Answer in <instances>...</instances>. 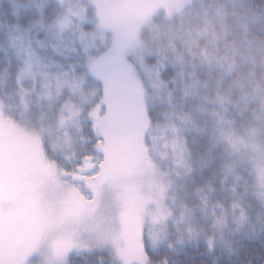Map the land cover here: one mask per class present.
<instances>
[{
  "label": "rangeland",
  "instance_id": "rangeland-1",
  "mask_svg": "<svg viewBox=\"0 0 264 264\" xmlns=\"http://www.w3.org/2000/svg\"><path fill=\"white\" fill-rule=\"evenodd\" d=\"M47 1L28 0L14 4L19 9L35 7L39 17L27 29L9 28L4 38L0 37V51L6 62L0 74V143L12 141L20 147V161L29 177L27 183L36 185V198L44 202V207L57 209L64 215L67 211L73 214L60 228L34 229L38 242L33 254L28 256L29 253L24 255L23 252L21 258L11 260L18 249H10V246L16 239L14 236L19 235L11 224L19 220L24 207L12 202L0 203V256L4 262L0 264H68L72 254L94 250L104 252L114 264H147L145 242L151 249L162 245L169 247V244L185 246L198 239L208 244L207 235L213 233L216 239L212 248L229 249L234 238L249 225L246 222L237 230L238 221L230 208L231 203L240 199L238 193L244 191L246 181L255 180L257 191L264 183V158L257 156L256 167L250 174L249 149L239 138L253 136L264 146V129L258 127V120L249 110L254 101L238 99L240 84L235 88L236 98L229 97L233 103H227L226 114L232 119L230 134L214 127L218 115L211 109L213 106L220 108L219 104L214 105L212 98L205 95L195 97L200 83L193 76L194 57L187 62L186 56L180 59L173 56L174 40L178 37L155 20L158 16L166 20L181 18L180 14L193 0L153 1L137 10L132 5L133 0H95L94 3L54 0L58 11L55 18L45 24L42 8ZM82 9L83 20L79 16ZM101 15L105 22L116 26L120 44L127 48L124 63L114 56L100 65V70L110 78L113 74L119 77V118L115 122L98 113L99 105L104 102L103 82L89 70L88 54L80 43L79 32L73 31L79 22L92 34L85 38L94 45L91 55L102 56L113 47L115 38L111 28L104 31L98 27ZM65 18L71 26L61 32L57 22ZM192 28L203 30L204 35L212 33L207 23ZM73 36L75 51L72 50ZM197 60L223 72L214 64ZM29 63L30 70L26 71ZM168 65L177 68L173 78L175 85H182L179 94L174 93V89L168 91V83L161 91L165 83L160 74ZM73 75L80 82L76 90L64 83L71 81ZM169 80L173 85V79ZM7 83L9 91L3 94ZM247 87L245 83L244 88ZM126 90L124 105L122 96L126 95ZM169 101L175 105L173 119L190 129L187 138L192 149L202 151L200 162L192 171L171 177L161 175L157 167L158 146L152 144L150 147L148 142L149 108ZM93 109L96 115L90 117ZM123 116L128 123L125 141L129 150H125L132 163L129 170L122 165L123 161L115 158L119 121ZM85 117L93 119L97 128L114 129L106 145L108 158L102 175H86L94 163L91 157H87L75 172H65L51 165L44 156V137L48 138L46 141L53 150L72 151L73 141L78 137L83 139ZM202 137L207 142L202 143ZM200 143L203 150L198 147ZM124 169L132 170V175L125 174ZM225 175L226 179L221 182L220 177ZM79 181L97 195L101 192L105 195L88 202L82 195ZM233 184L235 192L229 187ZM130 192L133 198L129 197ZM245 196L250 205L249 221L264 222V216L257 215L262 211L259 198L247 193ZM69 244L73 247L67 252ZM3 248L10 251L4 253ZM8 252L9 256H4Z\"/></svg>",
  "mask_w": 264,
  "mask_h": 264
},
{
  "label": "trees",
  "instance_id": "trees-1",
  "mask_svg": "<svg viewBox=\"0 0 264 264\" xmlns=\"http://www.w3.org/2000/svg\"><path fill=\"white\" fill-rule=\"evenodd\" d=\"M26 1L28 0H0L1 39L4 38V34L9 28L27 29L38 19L39 14L33 6H27L22 9L16 6L14 7V4ZM153 1L158 2L161 0H152L150 3ZM132 2L135 4L137 0H133ZM210 2L211 0H193L185 7L184 12L182 11L180 14L181 18L176 16L173 17V19L166 20L163 16H158L155 20L160 23L163 28L170 30L175 37H178L174 40V46H177L181 42L182 37H185L183 32L184 27H201L207 23L211 26V32L219 28L221 18L218 14H211V9H208ZM233 2L236 3L238 0H233ZM148 4L149 3H147V5ZM57 11L56 2L54 0H48L42 8L43 22L45 24L50 23L55 18ZM2 54L3 52L0 51V74L6 66V62L2 59ZM192 71L193 76L200 83V87L197 89V94L195 95L197 98L203 95L213 98L216 94L217 87L223 89L232 76L235 75L234 69L228 77H222L218 82L217 77L221 72L215 68L200 64L196 57H194L193 60ZM176 72L177 68L171 65L166 66L161 71L160 77L164 83H168L170 89L173 88L171 83H169V79L173 78ZM181 86L180 84L176 85L177 88H174V93L179 94ZM236 87H238L237 84L233 85L231 89L230 97L232 99L236 98L238 94L237 89H235ZM7 91H9V83L6 84L3 94H6ZM127 93L128 91L126 90V95H124L122 91L124 105L126 104ZM97 102L99 103V100H97ZM163 106L164 104L151 106L148 110L150 118L155 119ZM98 113H101L100 107ZM123 121L124 116L123 118L121 117L119 121V126H121L115 158L123 161L122 165L129 170L132 169V163L129 153L125 150L126 148L129 150V146L125 141L128 123L126 120ZM92 129L93 125L90 124L89 119L85 117L84 121H82L81 134L83 139L78 137L76 142L73 141L74 146L72 147H74V149L70 152H62L60 149L53 150L50 143L46 141L48 138L44 137L42 142L45 158L49 160L51 165H54L59 170L75 172L81 167L87 157H91V155L85 154H91V141L95 136ZM201 142L205 143L207 141L202 137ZM198 147L202 149L203 146L200 143ZM19 148L20 147L16 146V142L11 141L9 144L8 142L2 141V143H0V203L7 204L12 202L24 207L19 220L11 224L12 228L16 230L19 235L14 236L16 239L11 243L10 249L14 248L16 250V247H19L18 240H20V234L23 229H26L29 231L30 238L28 243L27 241L24 243L23 247L26 248L27 244L28 247H31V251L28 252V256H31L33 254V248L38 242L35 240L34 231L36 229H49L52 231L62 227L66 221L72 218L71 215L73 211L71 210V215L68 211L65 213L66 215H64V213L56 211L57 209L53 211L51 207H44V202H40V200L36 198L38 197L35 195L37 192L36 185H33V182H31L32 184L27 183L29 177L27 175L28 173L25 171L26 168L22 165L23 162L20 161L21 153ZM81 158L82 163L77 167L74 162ZM123 172L127 175L128 173L132 175V170L127 172L124 169ZM130 193L132 195L129 197L133 198L134 194L132 192ZM72 209L76 212L78 211L75 207H72ZM262 226H264V222L261 221L255 224L252 221L251 226L248 225L247 229L241 232V235L234 238L229 249L222 246H215L209 249L207 242L202 239L192 241V243L185 246H174L169 248L166 245H162L156 249L149 248V245L145 242V257L147 264H151V260H166L168 264H264V228H262ZM56 236L57 235L54 234V237ZM25 248H18L17 252L14 254V258L12 256L11 260L17 259V257L21 258ZM173 248L175 251H173ZM10 249L3 248V252L10 251ZM9 254L10 252L4 256H9ZM1 257L3 256H0V263L3 262ZM16 262L18 261L16 260ZM68 262V264H114L101 250H94L90 253L83 252L72 254L69 256ZM6 264L8 263L6 262Z\"/></svg>",
  "mask_w": 264,
  "mask_h": 264
},
{
  "label": "clouds",
  "instance_id": "clouds-1",
  "mask_svg": "<svg viewBox=\"0 0 264 264\" xmlns=\"http://www.w3.org/2000/svg\"><path fill=\"white\" fill-rule=\"evenodd\" d=\"M211 14H218L221 24L210 35H204L203 30L194 31L191 27H184V39L172 49V55L177 59L186 56L187 62L193 57L214 64L223 69L217 77L219 82L224 74H231L235 69V75L228 81L223 89L217 87L216 95L212 98L213 104H219L220 108L213 106L211 111L218 115L214 127L223 129L226 133L232 132V119L227 113V103H233L229 99L233 85L240 84L241 92L238 99H252L250 112L258 120V127L264 129V0H211L208 5ZM207 12V9H206ZM189 46H185V45ZM182 66V65H181ZM172 88L176 87L174 78ZM247 83L248 87L244 88ZM167 84L162 86L163 92ZM172 91V89H168ZM223 109V112H221ZM175 105L169 101L159 111L155 119H149L148 133L149 146H158L157 161L162 176L171 177L172 174L180 175L193 170L201 159V153L192 149L188 142L189 127L173 119ZM252 127H257L253 125ZM240 143L249 149L250 174L256 167L257 156L264 158V146H261L253 136L239 138ZM235 163V161H233ZM162 164V167L160 165ZM221 182L226 175L220 177ZM233 192L235 185H229ZM255 180L247 182L243 192L238 193L240 199L234 200L230 208L237 218V230L249 223V203L245 196H257L260 200L262 211L257 215L264 216V183L259 186ZM264 228V226H262ZM209 249L216 239L215 233L207 235ZM169 247H172L169 244ZM173 251L175 249L173 248ZM151 264H168L166 260H151Z\"/></svg>",
  "mask_w": 264,
  "mask_h": 264
},
{
  "label": "snow or ice",
  "instance_id": "snow-or-ice-1",
  "mask_svg": "<svg viewBox=\"0 0 264 264\" xmlns=\"http://www.w3.org/2000/svg\"><path fill=\"white\" fill-rule=\"evenodd\" d=\"M90 3H94L95 0H89ZM80 19L83 20L85 18L84 10L82 9L79 13ZM58 26L63 32L65 28H70V21L67 18L62 19L57 22ZM98 27L104 31H107L108 28L112 29L114 35V44L113 47L108 48V50L102 56H93L91 55L90 49L94 46L91 42H87L85 38L91 33H88L84 30L83 26L78 22L75 25L74 32L78 31L80 36V43L83 45V50L85 53L88 54V68L89 70L97 77L98 80L103 82V103L100 104V111L105 116L109 117L112 121H116L119 118V88L117 81L119 79L118 75L113 74L112 78L105 72L100 70V65L103 64L107 60H111L114 56L118 58L121 63H124V56L127 51L126 47L121 46L118 36V30L115 25L109 24L103 20L101 15V21ZM63 39V37H60ZM76 41L75 37L72 38V50H77L75 47ZM56 48V45H53ZM59 50V49H57ZM30 70V63L28 64L27 68L25 69ZM66 75V74H63ZM64 83H69V86L76 90L80 86L79 80L73 75L71 81L65 80ZM143 113V108L141 106V114ZM96 109H93L90 113V117H95ZM89 123L93 125V132L95 133L94 139L91 141L92 148L91 154L86 153L85 155H91L92 160L94 161L93 166L88 168L86 171V175L89 176H98L102 175L104 171V165L107 160V148L106 145L111 140L112 131L107 128H97L95 127V121L93 119H89ZM75 165L78 167L82 163V158L76 160ZM67 170V169H66ZM76 182V181H74ZM81 187L83 189L82 195L84 198L91 202L93 199L102 198L105 193L101 192L99 195L95 193L92 188H88L84 185L83 181H79ZM73 245L69 244L65 251L70 252L72 250ZM31 251V247H26L24 249V255H27L28 252Z\"/></svg>",
  "mask_w": 264,
  "mask_h": 264
},
{
  "label": "flooded vegetation",
  "instance_id": "flooded-vegetation-1",
  "mask_svg": "<svg viewBox=\"0 0 264 264\" xmlns=\"http://www.w3.org/2000/svg\"><path fill=\"white\" fill-rule=\"evenodd\" d=\"M150 1H152V0H149V1H147V0H137V2H136L135 4H133V6H134L135 9L137 10V9L142 8L143 6L147 5V3H150ZM29 238H30L29 231L26 230V229H23L22 233L20 234V240H18V241H19V245H18L19 247H16V248H17V249H18V248H19V249H21V248H25V247H23V245H24V243H25L26 241H27V243H28ZM16 241H17V240H16ZM26 247H28V244H27ZM23 252H24V250H23Z\"/></svg>",
  "mask_w": 264,
  "mask_h": 264
}]
</instances>
